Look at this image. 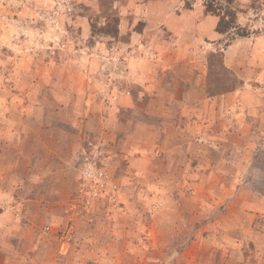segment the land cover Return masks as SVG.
Here are the masks:
<instances>
[{"label":"rangeland","instance_id":"obj_1","mask_svg":"<svg viewBox=\"0 0 264 264\" xmlns=\"http://www.w3.org/2000/svg\"><path fill=\"white\" fill-rule=\"evenodd\" d=\"M0 264H264V0H0Z\"/></svg>","mask_w":264,"mask_h":264},{"label":"crops","instance_id":"obj_2","mask_svg":"<svg viewBox=\"0 0 264 264\" xmlns=\"http://www.w3.org/2000/svg\"><path fill=\"white\" fill-rule=\"evenodd\" d=\"M148 4V3H147ZM127 14H130V18L131 20L135 17L137 18H146V16H149L150 14V9H148V6L146 5V2L144 3L143 1L141 3H136L134 4V6L129 9V10H126L125 11H122L121 12V19H120V29L121 31H125L126 28H129V22H128V18H124V17H127ZM202 14V15H201ZM179 16H181L183 19H180L181 21V26H179L180 29H182L183 27H185L186 29H191L192 32H193V39H194V42L197 43V36H199V34H204L205 32H207L209 29L211 30V33H212V37L215 38L217 35L215 34V31L213 30V26H214V19L212 16H209V15H204V13H202V9L201 8H191V9H188L186 11H183ZM123 19H126V25L123 24ZM169 19V18H168ZM167 20V19H165ZM165 22V21H164ZM158 26V25H156ZM178 28V29H179ZM184 30H182L183 32ZM145 32V31H144ZM137 35V43L141 42L138 38L139 36H141L140 33H136ZM221 36V35H219ZM134 36H132L133 38ZM194 44V43H193ZM138 45V44H137ZM136 44L133 45L132 41L130 42H127L126 43V46H131L130 48L131 49H137L138 46ZM152 47V49H155L154 52H155V55H153L149 60L151 61V63L153 64H160V65H168L169 62H168V58L169 57H166L164 55H162V52L159 50V48H166V47H169V45H167L166 43H163V42H160V41H154L151 43L150 45ZM191 46H194V45H191ZM182 47L178 46V49H181ZM205 48H207V46H205ZM234 48H235V45H229L226 50H225V55L223 56V64L226 68L232 70L234 69V60H235V56H233V54L235 53L234 51ZM137 51V50H136ZM224 51V50H223ZM132 57V56H131ZM135 57L137 59H133L134 62H137V63H146L147 62V59H144L143 56L141 55H135ZM134 56L132 58H135ZM201 61H199L198 63H200ZM197 63V64H198ZM146 68H141V69H137L135 72L136 74H138V77L141 79V80H144L147 78V74L148 72H146L145 70ZM202 67L199 68V72H195V75L197 78H199L201 84H202V81L205 80V88H201V87H196L197 89L194 91V95H198V96H204L205 95V99L203 100L204 101V105L206 106V102L208 101L206 99V85H207V81H206V75L207 73L203 76L202 75ZM208 69H206V72H207ZM156 74V73H155ZM149 76V75H148ZM196 77H193L192 76V79L193 78H196ZM188 78V77H187ZM142 85L144 86V81L142 82ZM200 86V85H199ZM149 86H147L146 88H148ZM186 91V90H185ZM227 96H234V92L233 91H229V92H226V93H223ZM185 95H187L188 97L189 96H192L193 95V87L191 86H188L187 87V93H185ZM215 97L213 100H211L212 104H217V100H218V97H219V94H216ZM217 99V100H216ZM209 102V101H208ZM215 102V103H214ZM183 104H186V101L184 102L183 101ZM187 105V104H186ZM185 105V107H186ZM192 106V105H190ZM189 106V107H190ZM188 107V106H187ZM187 107L185 108V110L187 109ZM213 107V106H212ZM189 110H192V109H189Z\"/></svg>","mask_w":264,"mask_h":264},{"label":"trees","instance_id":"obj_3","mask_svg":"<svg viewBox=\"0 0 264 264\" xmlns=\"http://www.w3.org/2000/svg\"><path fill=\"white\" fill-rule=\"evenodd\" d=\"M205 11L206 12H209V13H216V9L213 8V6H211V4H205ZM223 17H220L219 21L217 22L216 24V27L215 29L218 31V32H224L226 29V27H228V24H225V21H223ZM118 18L115 19V22H114V28H115V32L117 33V30H118ZM223 21V22H222ZM108 27V30L111 31V28H113V24L112 25H109L108 22L105 23L104 27Z\"/></svg>","mask_w":264,"mask_h":264},{"label":"built area","instance_id":"obj_4","mask_svg":"<svg viewBox=\"0 0 264 264\" xmlns=\"http://www.w3.org/2000/svg\"><path fill=\"white\" fill-rule=\"evenodd\" d=\"M84 178L86 179V181H89L90 179L93 178V173H92V169L90 166H88V168L85 170V173H84ZM71 235H72V231L69 229L66 231L65 233V236L66 238L69 240L71 238Z\"/></svg>","mask_w":264,"mask_h":264}]
</instances>
